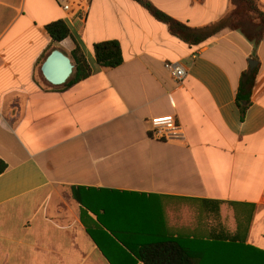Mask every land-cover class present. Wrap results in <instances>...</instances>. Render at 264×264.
<instances>
[{
	"label": "crops",
	"instance_id": "obj_1",
	"mask_svg": "<svg viewBox=\"0 0 264 264\" xmlns=\"http://www.w3.org/2000/svg\"><path fill=\"white\" fill-rule=\"evenodd\" d=\"M149 1L191 28L231 10ZM64 19L58 0H0V264H143L132 250L163 236L196 264H264V40L226 29L190 46L135 0H92L54 44L46 27ZM107 41L122 49L116 69L95 58ZM77 47L90 77L49 84L47 57L74 63ZM166 63L185 69L182 85ZM255 68L243 114L240 81ZM169 115L183 137L152 138L150 119Z\"/></svg>",
	"mask_w": 264,
	"mask_h": 264
},
{
	"label": "trees",
	"instance_id": "obj_2",
	"mask_svg": "<svg viewBox=\"0 0 264 264\" xmlns=\"http://www.w3.org/2000/svg\"><path fill=\"white\" fill-rule=\"evenodd\" d=\"M159 22L168 26L169 31L190 46H197L207 42L223 30L230 29L240 31L245 37L255 44L264 40V10L255 0H238L239 5L248 13L254 22V35L233 23L230 14L204 28H191L165 13L158 10L149 0H135ZM256 21V22H255ZM47 32L54 44H59L71 36V30L64 20H59L46 27ZM97 64L104 69H116L123 62V53L119 42L107 41L94 46ZM75 66L72 77L65 84L73 85L79 83L91 75V68L83 53L77 47L72 53ZM258 74V68L243 73L237 94V104L243 114L251 104V96ZM6 164L0 159V176L6 171ZM126 247L128 244L123 243ZM130 248V247H128ZM132 250V249H131ZM137 259L143 264H196L195 259L184 244L174 237L163 236L141 243L138 250H132Z\"/></svg>",
	"mask_w": 264,
	"mask_h": 264
},
{
	"label": "built area",
	"instance_id": "obj_3",
	"mask_svg": "<svg viewBox=\"0 0 264 264\" xmlns=\"http://www.w3.org/2000/svg\"><path fill=\"white\" fill-rule=\"evenodd\" d=\"M68 23L76 14L89 10L92 0H58ZM166 69L171 73L174 82L180 86L186 79V71L179 63H166ZM149 134L152 138L176 141L183 137V129L174 115L155 117L149 121Z\"/></svg>",
	"mask_w": 264,
	"mask_h": 264
},
{
	"label": "water",
	"instance_id": "obj_4",
	"mask_svg": "<svg viewBox=\"0 0 264 264\" xmlns=\"http://www.w3.org/2000/svg\"><path fill=\"white\" fill-rule=\"evenodd\" d=\"M256 61L250 62V67L254 68ZM72 60L61 50H54L45 60L41 67L44 79L55 87L65 85L74 73Z\"/></svg>",
	"mask_w": 264,
	"mask_h": 264
},
{
	"label": "rangeland",
	"instance_id": "obj_5",
	"mask_svg": "<svg viewBox=\"0 0 264 264\" xmlns=\"http://www.w3.org/2000/svg\"><path fill=\"white\" fill-rule=\"evenodd\" d=\"M229 14L231 18L233 19L234 24L241 26L242 29L248 31L252 35L255 34L254 24H253L254 22H252L248 13L239 5L238 0H231V10ZM41 64L42 62L40 63L39 68Z\"/></svg>",
	"mask_w": 264,
	"mask_h": 264
}]
</instances>
